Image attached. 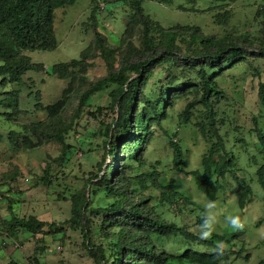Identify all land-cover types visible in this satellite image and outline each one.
Segmentation results:
<instances>
[{
	"label": "trees",
	"instance_id": "1",
	"mask_svg": "<svg viewBox=\"0 0 264 264\" xmlns=\"http://www.w3.org/2000/svg\"><path fill=\"white\" fill-rule=\"evenodd\" d=\"M100 1L107 4L102 11L111 13L115 9H122L128 14L125 37L117 42L119 47H109L106 37L98 30ZM146 1L174 5L173 0H92V43L82 51L80 60L55 65L49 71L50 75L70 80V86L77 83L78 87L65 90L62 100L45 108L52 124L48 126L44 122L36 123L24 127L26 132L10 130L6 137L0 132V145L8 141L13 150L34 149L38 145L56 141L63 145L59 159L66 160L78 150L83 151L87 139H79L78 145L67 144L65 136L73 125L63 122L61 113L68 110L74 96L78 97V105L71 119L75 123L86 107L90 106L88 102L93 96L111 89L108 109H117L119 116L103 132L107 149L98 170L102 171L106 156L117 164L109 165L101 177L93 174L87 180L85 188L78 190L70 198L71 222L75 227L80 225V219L85 218L88 212L101 219V224L96 229L104 232L107 243L99 245L93 253L96 264H233L243 255V249L236 251L231 240L242 235L240 229L231 239L228 234L214 232L210 237L201 238V234L194 233L187 225L166 220L155 212V207L148 206L152 197L144 199L131 190L133 178L128 170L133 168L134 161H140L139 153L154 136L153 128L161 127L162 122L168 118V109H173L177 101L193 97L180 115V124L188 125L193 119L197 120L195 125L209 146L202 155L201 167L190 175L195 179L197 188L212 203L217 202L224 189L221 180L230 175L238 185L236 192L239 206L244 209L252 201L253 190L238 174L239 158L234 153H229L225 147L230 135L235 132L230 127L222 133L229 117L225 111H221L220 104L228 99L219 84L228 70L244 65L253 69L255 76L260 78L257 85L258 112L252 117L257 141L252 145L262 160L256 174L258 183L264 188V126L261 125V119L264 120V65L255 64L261 58L264 59V4L256 12L257 18L262 20V38L258 42L253 41L254 38L249 35L234 36L233 33L222 37L208 36L196 25H176L164 29L146 13ZM193 1L196 3L197 0ZM217 1L219 4L205 9H196L194 6L190 9L179 5L178 10L211 14L214 24L227 28L234 14L226 8L238 0ZM76 2L77 0H0L2 87H6L8 83H23L27 72L40 71V67L22 52L55 50L58 47L55 11L73 6ZM109 5H114L113 10ZM136 34L141 47L133 42ZM257 44H260L259 50L255 51L253 49ZM116 54L121 56L118 68L115 67ZM98 57L105 61L108 74L89 83V87L82 91L79 86L87 82L85 76L95 66L94 60ZM71 92L74 95L68 94ZM36 95L39 96L38 93ZM200 105L204 106L203 110L197 109ZM97 111L102 113L103 108L99 107ZM96 112L90 114L95 117ZM20 115V91H0V117L12 123ZM170 143L173 148L174 169L184 172V149L181 144L173 143L172 139ZM45 179L49 181L50 176ZM149 179L155 180L151 175L147 178L145 176V179H137L141 189L146 190L145 182ZM156 186L160 191L159 204H173L181 197L179 192L173 190L174 181ZM95 192L96 195L101 194L102 203L107 204L106 206L93 205L92 195ZM206 217L198 216L195 225L201 226ZM8 223V233L14 236L19 230L39 234L44 232L45 227H56L55 223L41 221L34 216L20 219L13 215ZM88 224L85 223L86 226ZM106 225L108 230H102ZM245 258L248 259V255ZM8 264L20 263L12 260ZM33 264L39 263L34 259ZM259 264H264V259Z\"/></svg>",
	"mask_w": 264,
	"mask_h": 264
},
{
	"label": "rangeland",
	"instance_id": "2",
	"mask_svg": "<svg viewBox=\"0 0 264 264\" xmlns=\"http://www.w3.org/2000/svg\"><path fill=\"white\" fill-rule=\"evenodd\" d=\"M91 1L77 0L73 6L55 11V34L58 42L55 50L22 52L40 67L39 72H27L23 83H8L6 87L1 86L3 78L0 77V91H20L19 118L8 123L0 117V132L5 137L10 130L26 132L24 127L36 123L44 122L48 126L52 124L45 108L62 100L65 90L78 87L77 83L70 86V80L59 79L50 75L49 71L55 65L80 60L82 51L92 43L94 30L90 27ZM173 1V6L146 1L144 7L152 21L164 29L176 25H196L208 36L222 37L233 33L234 36L249 35L254 38L253 41L258 42L262 38V20L257 18L256 12L259 6L264 4V0H238L227 7L226 9L234 14L227 28L214 24L211 14L178 10L179 5L190 9L193 6L196 9H205L219 4L217 0H197L196 3L193 0ZM106 5L100 1L97 14L98 30L106 37L109 47L116 48L120 46L117 42L125 37L128 14L122 9L113 10L114 5H109L113 12L102 11ZM217 12L218 10L215 11ZM133 42L137 47H141L138 34L133 38ZM259 46L260 44H257L253 50L258 51ZM120 60V54H116L115 67H119ZM94 63L95 66L89 69L85 76L87 82L79 86L82 91L89 87V83L108 74L107 65L102 58H96ZM255 64L264 65V59L261 58ZM259 81L260 78L255 76L253 69L241 65L228 70L219 83L228 99L220 104L221 111H225L229 117L222 133L230 127H233L235 132L230 135L225 147L229 153H234L239 158L238 174L253 190L252 201L244 209L239 206L236 192L238 185L230 175L221 180L224 189L216 203L205 197L190 175L201 167L202 155L209 146L195 125L197 120L193 119L188 125L180 124V115L193 97L177 101L173 109H168V118L162 122L161 127L153 128L154 136L139 153L140 161H134L133 168L128 170L133 178L131 190L137 196L141 195L144 199L152 197L153 200L148 202V206L155 207L157 214L170 222L187 225L194 233L201 234L202 231L201 226L195 225L197 217L207 216L213 221L212 231L207 237L214 232L228 234L231 239L239 230L231 227L226 222V217H239L243 224V227L239 228L242 235L231 240L236 251L243 249V255L233 264H259L264 259V188L258 183L256 174L262 160L252 145L257 141L254 133L256 126L252 123V117L258 112ZM110 91L111 89H108L93 96L88 102L90 106L86 107L75 123L71 119L78 105V97L74 96L70 100L68 110L61 113L62 121L73 125L65 136L66 143L78 145L79 139H87L83 151L78 150L64 161L59 159L63 145L56 141L38 145L34 149L13 150L8 141L0 145V264H8L12 260L20 264H33L34 259L39 264H96L93 253L99 245L107 243L104 232L96 229L101 224V219L88 212L85 218L80 219V225L75 227L71 222L70 198L72 194L85 188L87 180L93 174H99L101 177L109 165L117 164L106 156L102 171L98 170L107 149L103 132L105 127L119 116L117 109H108L111 102ZM68 94L74 95V92ZM99 107L103 108L102 113L97 111ZM197 109L203 110L204 106L200 105ZM90 112H96V116L93 117ZM261 121L264 126V120ZM94 132L96 134H93ZM29 135L32 136V133L29 132ZM170 139L173 143L181 144L184 149V172L174 169ZM245 141H248V145ZM148 175L153 176L155 180H147L146 190H143L137 179H145ZM47 176H50L49 181L45 179ZM171 181H174L173 190L179 192L181 197L173 204H159L160 191L156 184L167 185ZM89 189L91 187L88 188V197ZM96 193L92 195L93 205H105L102 203L101 194ZM13 215L20 219L34 216L41 221L55 223L56 227H45L44 232L39 234L19 230L14 236L8 233V221ZM87 222L88 226L85 225ZM102 230H108V226H104ZM247 255L248 259L245 258Z\"/></svg>",
	"mask_w": 264,
	"mask_h": 264
},
{
	"label": "clouds",
	"instance_id": "3",
	"mask_svg": "<svg viewBox=\"0 0 264 264\" xmlns=\"http://www.w3.org/2000/svg\"><path fill=\"white\" fill-rule=\"evenodd\" d=\"M226 222L233 228H242L243 224L240 221L239 217L236 216H228L226 217ZM212 219L210 217H206L203 220V223L201 224V238H205L209 235V233L212 231Z\"/></svg>",
	"mask_w": 264,
	"mask_h": 264
}]
</instances>
